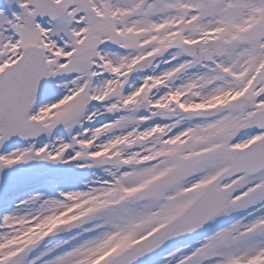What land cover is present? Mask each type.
Listing matches in <instances>:
<instances>
[{
    "label": "snow or ice",
    "instance_id": "obj_1",
    "mask_svg": "<svg viewBox=\"0 0 264 264\" xmlns=\"http://www.w3.org/2000/svg\"><path fill=\"white\" fill-rule=\"evenodd\" d=\"M0 264H264V0H0Z\"/></svg>",
    "mask_w": 264,
    "mask_h": 264
}]
</instances>
